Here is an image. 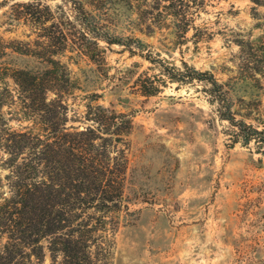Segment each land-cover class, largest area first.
Instances as JSON below:
<instances>
[{
	"label": "rangeland",
	"instance_id": "374dc122",
	"mask_svg": "<svg viewBox=\"0 0 264 264\" xmlns=\"http://www.w3.org/2000/svg\"><path fill=\"white\" fill-rule=\"evenodd\" d=\"M27 1L33 0H0V66L42 65L11 49L24 43L34 47L41 31L19 5ZM41 1L56 16L76 23L66 0ZM89 1L92 5L85 7L93 31H83L90 41L72 39L58 55L69 76L58 94L67 127L84 125L88 105L130 115L131 129L119 144L127 158V206L110 214L116 220L110 264H264V155L258 145L233 141L234 128L218 118L203 83L166 81L151 96L138 85L145 75L158 84L160 76V66L139 54L176 66L185 61L212 72L229 90L235 117L259 127L264 61L257 39L264 33V6L251 0H204L193 11L195 27L180 36L155 0ZM105 37L130 47L106 43ZM237 40L250 41L255 54L248 53L250 46L241 50ZM7 82L17 90L11 79ZM42 244L43 262L30 264H50L46 240Z\"/></svg>",
	"mask_w": 264,
	"mask_h": 264
},
{
	"label": "trees",
	"instance_id": "16d2710c",
	"mask_svg": "<svg viewBox=\"0 0 264 264\" xmlns=\"http://www.w3.org/2000/svg\"><path fill=\"white\" fill-rule=\"evenodd\" d=\"M146 1V0H138ZM263 5L264 0H251ZM76 23L56 16L41 0L21 2L25 15L41 31L35 46L11 49L30 56L41 66L17 68L0 66V264L43 262L46 250L50 264H110L116 220L110 215L126 208L124 186L127 158L119 144L131 129L130 115L101 105H88L82 127H67V110L58 93L69 82L60 55L72 39L87 40L91 13L89 0H66ZM171 17L175 32L184 36L195 27L193 11L204 0H155ZM163 3V4H162ZM192 9V11H191ZM99 39V38H96ZM106 43L130 47L119 38L105 37ZM264 61V33L257 39ZM138 47H144L135 39ZM93 43V41H92ZM94 44L97 42L94 40ZM250 54V41L237 40ZM130 49V48H129ZM90 59L94 56L87 54ZM160 66L158 84L145 75L139 89L145 96L155 95L166 81L177 84L201 82L210 102L217 105L218 118L234 128V142L258 145L264 155V122L259 127L237 119L229 90L208 70L181 62L169 64L164 58L139 54ZM264 67V66H263ZM259 71L264 73V69ZM17 86L13 91L7 79ZM162 83V84H160ZM56 92L48 98V92ZM18 123V127L12 125ZM26 122V125L22 123Z\"/></svg>",
	"mask_w": 264,
	"mask_h": 264
}]
</instances>
